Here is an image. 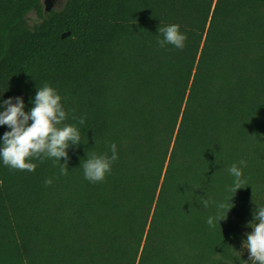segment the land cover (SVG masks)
<instances>
[{
  "label": "trees",
  "instance_id": "obj_1",
  "mask_svg": "<svg viewBox=\"0 0 264 264\" xmlns=\"http://www.w3.org/2000/svg\"><path fill=\"white\" fill-rule=\"evenodd\" d=\"M173 23L183 50L157 44ZM45 83L81 144L66 175L63 158L0 159V264H246L264 207V0H0V111L18 96L29 111ZM113 142L111 174L87 181L82 162Z\"/></svg>",
  "mask_w": 264,
  "mask_h": 264
},
{
  "label": "clouds",
  "instance_id": "obj_2",
  "mask_svg": "<svg viewBox=\"0 0 264 264\" xmlns=\"http://www.w3.org/2000/svg\"><path fill=\"white\" fill-rule=\"evenodd\" d=\"M158 33L162 36L157 40L159 48L172 45L183 50L187 40L186 33L180 31L179 24L159 26ZM62 97L58 91L45 83L37 89L33 104L34 106L25 111V103L22 97H9L3 100V111H0V125H6L0 141V159L3 164L14 170L34 172L37 164L31 161L46 158H54V162L60 163V172L66 175L68 172L67 160L69 159L68 149L81 144V132L71 124H65L68 114L61 103ZM85 119L81 117L79 124L83 125ZM111 156L105 154L97 155L92 153L82 162L84 178L91 183L105 181L107 175L112 172V165L118 157L116 143L109 145ZM241 167L232 164L229 173L235 178L230 191L233 195L229 198L230 205L219 203L218 209H225L224 215L217 214L216 217L209 216L207 224L214 228L216 223L227 217L228 211L233 207L232 197L236 191L244 187L242 180V168L247 166L246 161H240ZM52 179H46L45 185H51ZM199 203L204 208L209 207V199L200 198ZM254 219L248 222L252 231L246 233V239L242 242L243 247L249 252L246 264H264V207L254 211ZM220 225V223H219Z\"/></svg>",
  "mask_w": 264,
  "mask_h": 264
},
{
  "label": "rangeland",
  "instance_id": "obj_3",
  "mask_svg": "<svg viewBox=\"0 0 264 264\" xmlns=\"http://www.w3.org/2000/svg\"><path fill=\"white\" fill-rule=\"evenodd\" d=\"M44 7L47 5L50 10L60 9L64 4L65 0H42ZM31 18L34 19V15H31Z\"/></svg>",
  "mask_w": 264,
  "mask_h": 264
},
{
  "label": "water",
  "instance_id": "obj_4",
  "mask_svg": "<svg viewBox=\"0 0 264 264\" xmlns=\"http://www.w3.org/2000/svg\"><path fill=\"white\" fill-rule=\"evenodd\" d=\"M44 8H45L46 11H49L50 10L47 5ZM66 34H67V32H64V33H62V36H65Z\"/></svg>",
  "mask_w": 264,
  "mask_h": 264
}]
</instances>
